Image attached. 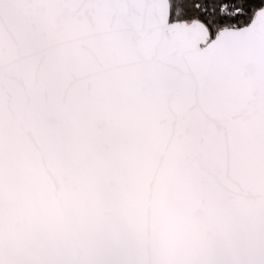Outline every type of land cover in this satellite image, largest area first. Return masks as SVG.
<instances>
[{"label": "snow or ice", "instance_id": "obj_1", "mask_svg": "<svg viewBox=\"0 0 264 264\" xmlns=\"http://www.w3.org/2000/svg\"><path fill=\"white\" fill-rule=\"evenodd\" d=\"M0 264H264V0H0Z\"/></svg>", "mask_w": 264, "mask_h": 264}]
</instances>
